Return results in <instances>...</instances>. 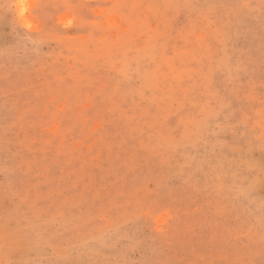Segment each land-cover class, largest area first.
I'll return each instance as SVG.
<instances>
[{"label":"rangeland","instance_id":"rangeland-1","mask_svg":"<svg viewBox=\"0 0 264 264\" xmlns=\"http://www.w3.org/2000/svg\"><path fill=\"white\" fill-rule=\"evenodd\" d=\"M0 264H264V0H0Z\"/></svg>","mask_w":264,"mask_h":264}]
</instances>
